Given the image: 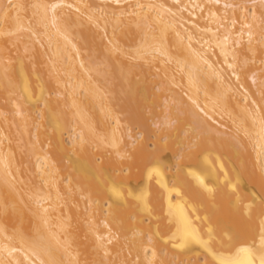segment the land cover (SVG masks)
<instances>
[{
    "label": "bare ground",
    "instance_id": "bare-ground-1",
    "mask_svg": "<svg viewBox=\"0 0 264 264\" xmlns=\"http://www.w3.org/2000/svg\"><path fill=\"white\" fill-rule=\"evenodd\" d=\"M0 264H264V0H0Z\"/></svg>",
    "mask_w": 264,
    "mask_h": 264
},
{
    "label": "rangeland",
    "instance_id": "rangeland-1",
    "mask_svg": "<svg viewBox=\"0 0 264 264\" xmlns=\"http://www.w3.org/2000/svg\"><path fill=\"white\" fill-rule=\"evenodd\" d=\"M13 49V48H12ZM92 50H87V51H84L83 52V55L85 56V57H89L90 55H92ZM96 53V57H97V62L98 63H100V62H102V58H103V56H104V52H100V50H98V51H96L95 52ZM104 53V54H103ZM14 55H16V53H14ZM106 55V54H105ZM40 68V66H38V65H36V69H39ZM99 69H105V65L104 64H102L100 67H99ZM248 79V78H247ZM249 80V82H250V85L252 86V81L250 80V79H248ZM155 92V94H161V92L158 90V88L156 87V89L154 90ZM181 93V92H180ZM183 94V93H182ZM184 95V94H183ZM2 102V105L3 106H5L6 104H7V102H5V101H1ZM162 103H164V100H162L161 101V104ZM164 110H165V108L163 107V106H161V107H158L157 109H156V114L155 115H152L150 112H148V111H145V112H143V114H142V120H141V122L139 123H137V124H134L133 125V127H132V129H133V134L135 135V136H138V137H136V138H140L139 137V135H140V132L142 131V128H141V123H146L147 125H149L150 127H149V129L147 130V136H148V149H149V151H154V150H156V148L154 147V141H155V138H154V132L157 130V128H156V126L154 125V123L155 122H157L158 120H159V117H160V115H162L163 114V112H164ZM160 114V115H159ZM122 117V119L124 120L125 118L123 117V116H121ZM124 126H126L125 124H124ZM145 135V136H146ZM16 137H17V135H16ZM15 156L17 157V159L19 160V161H22L23 163H22V168H26V166H27V164H28V161H32V158H31V156H30V153H29V151H28V147H23V146H25L24 145V142L23 141H20V142H17V143H15ZM196 150V149H195ZM134 152V150L133 149H130L129 150V153H128V155L131 157V154ZM161 153V152H160ZM163 153V152H162ZM165 155L167 154V153H164ZM98 162H99V160H98ZM64 164L66 165V166H69V163L67 162V161H65L64 162ZM84 200H86V198L84 199ZM84 240H86V239H84ZM125 255H126V258H127V260L129 261V260H131L132 259V255L130 254V253H128V252H126L125 253Z\"/></svg>",
    "mask_w": 264,
    "mask_h": 264
}]
</instances>
